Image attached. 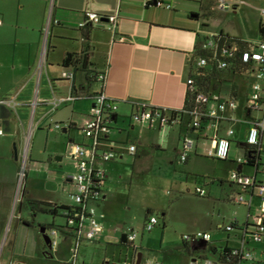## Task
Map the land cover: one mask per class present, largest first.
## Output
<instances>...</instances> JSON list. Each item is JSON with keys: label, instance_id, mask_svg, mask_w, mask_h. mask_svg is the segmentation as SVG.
<instances>
[{"label": "crops", "instance_id": "crops-1", "mask_svg": "<svg viewBox=\"0 0 264 264\" xmlns=\"http://www.w3.org/2000/svg\"><path fill=\"white\" fill-rule=\"evenodd\" d=\"M49 1L0 0V45L15 47L12 69L19 68L24 72L21 76L13 74L15 76L9 86L0 80V101L9 99L13 102L9 107L0 105L4 130V135L0 136V243L8 231L9 221L13 224V229L9 230L4 240L8 252L3 264H135L140 253L141 264H204L206 261L214 264L219 257L209 252V246L221 252L225 247L235 250L242 244L245 250L252 253L248 239H255L253 231L249 227L246 230L243 228L247 223L256 225L260 215L261 202L254 192L238 187L231 178L216 176L196 184V188L201 185L207 191V196L197 199V203L184 195L185 187L189 193L186 181L192 178L191 174L211 177L206 166L207 162L217 159L209 155L216 139L228 137L232 142H246V109L252 86L249 84L250 77L245 81V92L236 96H220V100L235 101L237 107H227L223 118L217 124L208 126L204 138L189 136L187 117L171 122L161 116H154L149 121L138 119L147 107L161 109L166 116L170 111L183 109L189 62L197 40L218 34L209 33L208 21H201L200 26V19L206 14L200 8L203 0H51L50 8ZM156 1L161 4L158 5ZM228 1L231 8L232 0ZM49 9L50 34L44 46L41 31L36 41L18 34V28L28 30L35 27L37 24L33 19L40 13L45 16ZM88 13L99 15L101 22L81 27ZM13 15L16 19L12 25ZM111 16L116 18L114 23L108 20ZM14 24L17 28L15 31ZM10 31H14L12 38ZM53 37L67 43L61 46L52 41ZM244 40L252 43L260 41ZM34 44L36 51L33 54L31 48ZM19 45L22 48L28 45L30 49L27 59L16 66L15 54ZM81 52H86L92 68L105 76L104 91L116 106V122L111 124L107 133L99 134L97 147L101 151L113 150L117 156L109 162L96 158L92 163L94 170L104 173L102 199L92 203L104 215L101 233L94 240H87V221L80 225V232L73 230L78 228L75 223L69 224L72 229L68 230V235L61 232L52 235L56 246L51 248L46 245L41 233V226L47 224L37 225L35 220L29 222L24 216L25 211L34 217L38 214L31 212L28 200L74 207L72 195L75 191L70 193L73 203L59 202L53 198H27L29 192L23 190L18 197L19 158L21 150L29 145L31 134L41 131L48 118V131L74 132L69 136V152L73 143L84 146L93 144V140L79 129H83L90 119L94 104L93 100L85 98L86 91L99 90L100 83L88 84L85 72H77L73 81L62 79V74L71 70L62 67L65 55ZM31 85L34 86L33 92ZM73 87L77 91L85 90V96L77 92L79 97L74 98ZM60 97H65V101L60 102ZM241 97L245 99L243 105L238 103ZM34 101L37 103L35 106ZM56 123H71L74 128L55 129ZM230 129H234V135L229 137ZM238 132L242 133L244 139H239ZM187 138L194 140V149L189 152L187 160L181 162ZM132 144L136 146L134 154L129 150ZM263 144L264 135L261 140L264 151ZM231 145L230 158L222 161L232 162L243 158L237 152L232 156L233 150H238V147L234 143ZM261 159L264 162L262 154ZM237 165L236 171L241 170L243 175H247L243 172L244 167ZM73 169L66 176L65 183L75 187L71 180L76 171L74 161ZM137 176L140 177L139 183H142L139 188L153 184L151 194L154 195L152 203L140 202L138 209L143 212L140 216L132 212L134 205L137 206L133 202L140 193L134 184ZM247 176H255L264 183L261 173L254 175L253 171V175ZM211 184L218 187V198L214 197L212 203L208 201L212 199ZM224 193L230 204L245 208V218L235 213V217L225 223L222 218L215 220L209 217V203L219 213L228 206L224 202ZM238 195L244 197L243 202L234 201ZM201 209L203 212H200ZM155 213H161L165 224L161 225L157 217L159 222L148 231L145 226L150 217H156ZM65 224L64 220L61 225ZM199 231L211 235L206 251L194 250L196 244H192L194 241L189 238ZM132 232L138 234L137 239L131 242L133 248L121 244L122 238ZM263 235L258 242L263 241ZM49 249L52 255L47 253ZM187 250L193 254L189 256L185 253ZM252 255L256 262H264Z\"/></svg>", "mask_w": 264, "mask_h": 264}, {"label": "rangeland", "instance_id": "rangeland-1", "mask_svg": "<svg viewBox=\"0 0 264 264\" xmlns=\"http://www.w3.org/2000/svg\"><path fill=\"white\" fill-rule=\"evenodd\" d=\"M199 0L198 2H200ZM51 0L49 1V8H50ZM201 9H203L204 6H206L209 3V0H203L200 2ZM202 10H200L201 12ZM214 14L212 17L207 18L202 15V18L200 19V26H202L201 21L209 22L208 29L210 32L219 33L220 31H223L233 37L237 38H247L249 40H255L257 41L260 39V33H259V25H264V0H232L231 1V8L227 9L224 12H220L216 9V6L213 7ZM50 9L45 12V16L43 13H40L39 16L35 17L33 21H36L35 27H30L28 30H25L23 27L16 28L14 24V31L16 30L20 36L26 35L29 40L36 41L38 37L40 38V31H41V43H43V46L45 45L44 41L45 39L49 37V31H48V24L50 20ZM15 15L12 16V25L13 22H15ZM43 24V26H42ZM41 26V27H40ZM9 27V25H8ZM223 29V30H222ZM206 30V29H205ZM13 32H9L10 38H12ZM212 36V35H211ZM52 41L55 43H59L61 46L65 45L67 42L63 40H57L56 38H52ZM24 48L19 45L18 49H16L15 54V64L16 66H20L21 61H25L28 56L29 52V46L25 45ZM32 53L34 54L36 51V44H34L31 48ZM15 47L14 46H2L0 45V80L5 81V83L9 86L11 84V79L13 74L18 73L17 75L21 76L23 70L17 68V70L12 69L13 68V59H14V53ZM60 54L59 52L57 53ZM59 74L61 72V69L58 70ZM5 75L6 77H2ZM248 76L245 75L244 77L234 78V84L238 86L237 94H241V92H245V81H247ZM63 79V78H62ZM255 82V77L250 76L249 84H253ZM250 84V85H251ZM230 88L231 85H224L223 86V94L229 95L230 94ZM29 90V89H28ZM30 90L33 92L34 86L31 85ZM29 94L31 95L30 91ZM233 96V94H230ZM238 103L240 105H243L245 103V99L243 97L238 99ZM47 110L48 108H44ZM29 110V109H28ZM41 110V109H40ZM87 114V113H85ZM49 118L47 119V122L44 123L41 127V131H35V134H31L29 138V153L27 157V161L25 164V173L26 178L23 182V187L18 191V197L21 195L22 190L28 191V197H36L39 199L47 198L53 200L59 201V202H66V203H73L70 199V193L75 191V187L72 185H68L65 183L66 176L70 175L73 172V161L69 158V149L68 145L70 142V134H74V132L70 133H63L61 130H47V123L49 122ZM55 122V121H54ZM53 122V123H54ZM239 139H244L241 132H238ZM78 140V138H77ZM24 148V146H23ZM264 148V144H263ZM23 150V151H22ZM21 150L20 155V169H23V159H22V153L24 152V149ZM238 153L237 155L239 157L243 156V152L241 149L233 150L232 156H235L234 153ZM262 156H264V153H262ZM63 158L60 160L59 158ZM234 158V157H233ZM154 162V160H152ZM237 164L233 162L228 161H222V160H214V162H207V168L210 170V176L211 177H205L201 174H191L192 178H190L188 181H186V186H189V193L186 191V187L184 188V195L188 197V200H192L193 203H197V199H203V197L197 196L195 192L196 184H202L204 182L205 178H216V176L221 177L223 179H229L231 178V174L236 171ZM184 165L179 168H183ZM244 174L247 175H253V170L249 168H244L243 170ZM209 179V180H210ZM140 177L137 176L135 180V187L136 190H138L140 193L134 200V205L132 212L137 215H142L143 212L138 209L140 206V202L143 204L152 203V199L154 197L153 194H151L152 191V185H149L147 187H141L139 188L142 183H139ZM185 185V184H184ZM199 187H202L201 185H197ZM212 188V199L208 200L209 202L214 200L213 198H218V192H217V185L211 184L209 186ZM213 187H215V190H213ZM207 196V195H206ZM205 196V197H206ZM225 197V201L228 206H225V209L221 210L220 213L215 207L212 208V205L210 203L208 204L207 214L210 218H213L215 220H219V218L223 219L225 223L229 222L235 217V213L240 215L242 218H245L246 216V210L245 208L238 206V205H232L228 201H226L227 194L224 193L223 195ZM206 199V198H205ZM14 200V199H13ZM197 201V202H196ZM14 203V202H13ZM223 203V202H221ZM200 212H203V209H201ZM220 214V217H219ZM25 218L29 220V222H32L35 220V223L37 225L39 224H54L56 226H60L64 223V219L60 216L53 217L49 214H43L38 213L35 217L29 215L26 211L24 212ZM155 216L159 218L161 225H162V216L161 213H155ZM35 218V219H34ZM13 229V224L9 221L8 223V231L5 233L3 238L1 239L0 243V262L2 264L5 261L6 253L8 252L7 248H5V237L8 234L9 230L11 231ZM216 230V229H215ZM13 232H11L12 234ZM250 248L252 250V253L257 259H260L261 261H264V235L262 237V242H258L253 237H250ZM49 255H52V251L49 249L47 251ZM264 263V262H263Z\"/></svg>", "mask_w": 264, "mask_h": 264}, {"label": "built area", "instance_id": "built-area-1", "mask_svg": "<svg viewBox=\"0 0 264 264\" xmlns=\"http://www.w3.org/2000/svg\"><path fill=\"white\" fill-rule=\"evenodd\" d=\"M158 5L161 3L157 2ZM230 2L228 0H216V9L219 11H225L229 9ZM102 18L95 13H88L87 18L84 22L80 24L81 27H85L88 23H100ZM109 22L114 23L116 18L111 16L108 17ZM210 38V37H209ZM123 40V38H121ZM256 45L255 48H252L251 51L244 54V60L247 61L252 59L255 61L257 66L259 67L255 72H253V76L255 77V82L251 86L250 92V102H248V108H252L255 111L259 108V100L264 98V42L254 43ZM213 42L209 40L207 44L204 45V48L212 47ZM206 64L205 58H200L197 62V65L202 67ZM73 71L67 70L62 74L63 79L71 80L73 79ZM98 82L102 87H105V76L99 75ZM188 85H192L193 81L188 79ZM104 89V88H103ZM73 98V97H72ZM221 97L218 95H207L204 92H199L197 94V101L207 105V115L212 118L220 121L223 118L224 112L227 107L236 108L237 104L235 101L228 100L223 101L220 100ZM60 102L65 101V97H60L58 99ZM94 107L92 109V114L90 119L87 121L85 127L83 128L85 131V135L93 140V144L91 146H84L80 143H73L69 152L70 158L75 163V173L71 177L72 182L75 185V192L72 195V200L75 203V206L79 207L81 210L74 211V217H80L81 213H86L88 217L86 221L88 222L87 229L85 231V237L87 240H94L102 231V219L104 215L99 213L96 206H93V202H98L102 199V178L104 173L101 171H96L92 167V163L96 158L101 159L104 162H109L116 158V153L113 150L101 151L97 147V141L99 140V134L101 132L107 133L111 128H109L108 124H105L101 121V112L103 106L112 108V112L114 113V109L116 108L114 100L108 97L105 91L97 94L93 98ZM13 102L9 99H4L0 101L1 106H11ZM34 106L37 104L36 101L33 102ZM154 116H160L158 113H152L149 109H144L142 114L138 116V119L141 121H149ZM105 118V116H104ZM103 118V119H104ZM0 119V136L4 135V130L1 126ZM247 123V136L246 143L255 145L258 144L259 139L262 140L264 135V118H258L253 115V120H246ZM68 123L54 125L55 129H61L68 127ZM215 125V124H214ZM111 126V125H110ZM234 135V129H230L228 131V136ZM262 135V136H261ZM259 136L261 138H259ZM194 140L192 138L185 139L184 142V153L181 156V162H185L187 160L189 152L194 149ZM231 141L228 137H221L216 139L215 146L212 151H209V155L214 158H218L220 160H226L230 158V149H231ZM262 146V145H261ZM129 150L132 154L136 151V146L134 144L130 145ZM29 153V147L26 146L22 155L23 159V169L20 170L18 174V189L20 190L23 186V182L25 179V164L27 161ZM264 153L262 150L260 153L259 163L262 164L260 168V173L264 175V162H262L261 154ZM239 163H245L244 158H238ZM231 179L234 184L244 190H250L255 193V195L260 199L261 207H260V215L256 221V228H253V235L256 240L260 239L262 234H264V183L258 181L255 176H247L242 173L235 171L231 175ZM101 187V188H99ZM18 190V191H19ZM195 194L199 197H205L207 195V191L202 187H197L195 189ZM236 203H241L244 201V197L242 195H238L234 198ZM159 222L157 217H150L145 228L150 231L152 227ZM70 224H74V222H69ZM81 231V229H80ZM51 237V248L56 246V241L52 239V235H57V230H51L49 233ZM138 237V234L135 232L127 235L128 242H133ZM192 241L195 240H205L209 241L211 239V235L204 232H196L194 235L189 237ZM232 254L234 256H239L241 259V264H257L251 252L245 250V245L242 244L240 248L233 249ZM127 264V263H121ZM150 264H160L157 262H151ZM204 264H213L210 261H206Z\"/></svg>", "mask_w": 264, "mask_h": 264}, {"label": "trees", "instance_id": "trees-1", "mask_svg": "<svg viewBox=\"0 0 264 264\" xmlns=\"http://www.w3.org/2000/svg\"><path fill=\"white\" fill-rule=\"evenodd\" d=\"M159 2V1H156ZM161 3V2H159ZM216 6V0H209V3L203 7L205 17H212L214 14L213 7ZM196 16H199L196 14ZM260 33V42H264V25H259ZM209 40H212L213 45L210 48H204V45L207 44ZM256 45L252 42L244 40L242 38L233 37L224 31H220L217 35L212 37H199L195 46L193 56L190 58L189 62V79L193 81L192 85H188L187 93L185 97V102L183 109L180 111H170L169 116H166L163 110L157 109L155 107H147L152 113H158L161 117H166L168 122L172 120H182L184 117H187V133L189 136H195L197 138H204L206 135V129L208 126L217 124L219 121L212 119L207 115V105L197 101V94L199 92H204L207 95L213 96L223 95V86L231 85L230 94L233 96L237 95L238 86L234 84L233 79L244 77L249 80L250 75L253 74L259 67L252 59L247 61L244 60V54L251 51L252 48H255ZM200 58L206 59V64L202 67L197 65V62ZM93 64L89 63L86 52L81 53H67L62 61V67L69 68L73 71V75L77 72H85L87 83L91 84L93 82H98V77L101 75L92 68ZM66 80L65 81H73ZM99 83V82H98ZM100 85V89L96 91L89 92L86 91V96L83 95L84 91H77L73 87V97L78 98L77 92H81L79 95L88 99L93 100L94 96L104 91ZM248 102L250 99L248 98ZM249 107V106H247ZM259 108L253 111L252 108L246 109V120H253V114L258 118H264V98L259 100ZM105 116V118H104ZM116 115L112 112V108L103 106L101 112V121L105 124H108L111 128V124L116 122ZM104 118V119H103ZM64 124V123H62ZM68 127L64 128L66 130L73 129L74 124L68 123ZM85 134L84 129H79ZM86 136V135H85ZM262 136V135H261ZM259 138H261L259 136ZM237 144L238 149H241L243 152V158L245 163H239L237 159L232 162L239 164L242 167L252 169L254 175L260 174V168L262 166L259 163L260 153L262 151L261 140L259 139L258 144L251 145L246 142H232L231 144ZM218 159V158H217ZM220 160V159H218ZM227 160V159H226ZM238 172H242L238 170ZM101 188V187H99ZM30 205V210L33 214L43 213L49 214L53 217H62L65 221V225L56 226L54 224L42 225V228H45L46 231L50 232L51 230H57L58 232L69 234L71 227H69V222H74L77 225V230L80 232V225H82L88 215L86 213H81L80 217H74V211L81 210L79 207L74 206H64L55 203H47L37 200H28ZM162 224H165L164 218L162 217ZM243 230L248 229V227L253 230L256 228L255 225L249 223L244 225ZM121 244L127 245L133 248V244L128 242L127 237H123ZM209 252L218 254V263L219 264H241V259L239 256H234L232 250L228 247L223 248L221 252H218L216 248L209 246ZM189 256L192 255L189 250L185 252ZM196 253V252H195ZM206 260V259H205ZM257 264H263L257 262Z\"/></svg>", "mask_w": 264, "mask_h": 264}, {"label": "water", "instance_id": "water-1", "mask_svg": "<svg viewBox=\"0 0 264 264\" xmlns=\"http://www.w3.org/2000/svg\"><path fill=\"white\" fill-rule=\"evenodd\" d=\"M59 159L61 160V157ZM41 233L43 234V238H44L46 245L48 247H51V237L47 233L46 229L42 228ZM192 244H196V246L193 248L194 250L198 249V250L206 251L208 249V242L205 240L194 241ZM135 264H141V253L138 255V260L136 261ZM214 264H217V262H214Z\"/></svg>", "mask_w": 264, "mask_h": 264}]
</instances>
